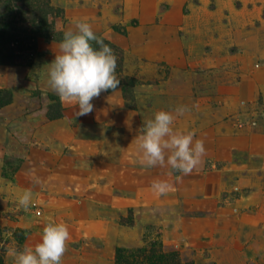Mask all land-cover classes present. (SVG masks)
Wrapping results in <instances>:
<instances>
[{"label": "rangeland", "instance_id": "obj_1", "mask_svg": "<svg viewBox=\"0 0 264 264\" xmlns=\"http://www.w3.org/2000/svg\"><path fill=\"white\" fill-rule=\"evenodd\" d=\"M77 20L120 80L79 117L47 83ZM180 106L202 167H143L144 122ZM49 222L70 232L61 264H264V0H0V264Z\"/></svg>", "mask_w": 264, "mask_h": 264}, {"label": "clouds", "instance_id": "obj_2", "mask_svg": "<svg viewBox=\"0 0 264 264\" xmlns=\"http://www.w3.org/2000/svg\"><path fill=\"white\" fill-rule=\"evenodd\" d=\"M118 57L114 50L96 35L92 25L84 20L74 22V29L63 33L59 52L48 64V86L62 102L75 104V116L93 112L92 100L102 92L115 91L120 80L116 76ZM188 111L185 106L171 111H158L153 119L144 122L142 134L136 137L138 161L145 168L168 167L173 173L189 175L204 163V140L197 139L193 131L180 132L173 124L177 116ZM152 190L160 196L167 195L172 185L164 180H154ZM33 193L24 191L18 204L25 212L30 208ZM70 232L64 223H47L41 239L33 247L22 251L11 249L15 264H61L67 250Z\"/></svg>", "mask_w": 264, "mask_h": 264}]
</instances>
